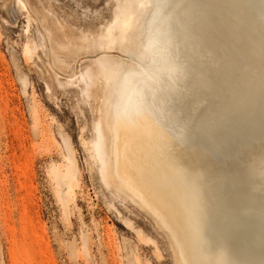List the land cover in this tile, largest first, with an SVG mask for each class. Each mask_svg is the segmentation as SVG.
<instances>
[{
    "label": "bare ground",
    "instance_id": "1",
    "mask_svg": "<svg viewBox=\"0 0 264 264\" xmlns=\"http://www.w3.org/2000/svg\"><path fill=\"white\" fill-rule=\"evenodd\" d=\"M148 1L98 35L105 183L153 216L173 264H264V220L226 200L264 184V0H166L133 43Z\"/></svg>",
    "mask_w": 264,
    "mask_h": 264
},
{
    "label": "rangeland",
    "instance_id": "2",
    "mask_svg": "<svg viewBox=\"0 0 264 264\" xmlns=\"http://www.w3.org/2000/svg\"><path fill=\"white\" fill-rule=\"evenodd\" d=\"M165 2L138 5L127 30L133 43L144 41ZM136 4L0 0V264H173L153 216L103 176L98 35ZM28 40L35 49L24 53ZM256 179L226 200L250 202L263 221ZM250 183L260 186L251 200Z\"/></svg>",
    "mask_w": 264,
    "mask_h": 264
}]
</instances>
